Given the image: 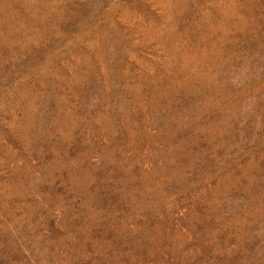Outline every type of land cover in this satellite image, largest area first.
Instances as JSON below:
<instances>
[{"label": "rangeland", "instance_id": "obj_1", "mask_svg": "<svg viewBox=\"0 0 264 264\" xmlns=\"http://www.w3.org/2000/svg\"><path fill=\"white\" fill-rule=\"evenodd\" d=\"M0 264H264V0H0Z\"/></svg>", "mask_w": 264, "mask_h": 264}]
</instances>
